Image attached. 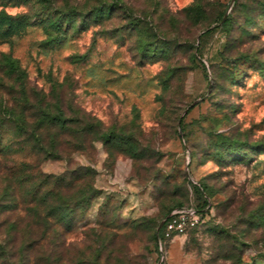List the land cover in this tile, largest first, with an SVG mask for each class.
Returning <instances> with one entry per match:
<instances>
[{
  "label": "rangeland",
  "instance_id": "374dc122",
  "mask_svg": "<svg viewBox=\"0 0 264 264\" xmlns=\"http://www.w3.org/2000/svg\"><path fill=\"white\" fill-rule=\"evenodd\" d=\"M0 264H264V0H0Z\"/></svg>",
  "mask_w": 264,
  "mask_h": 264
},
{
  "label": "built area",
  "instance_id": "2783aa9c",
  "mask_svg": "<svg viewBox=\"0 0 264 264\" xmlns=\"http://www.w3.org/2000/svg\"><path fill=\"white\" fill-rule=\"evenodd\" d=\"M164 218L162 227L163 236L166 239L186 235L191 229L201 225L205 220L204 213L193 206L176 207Z\"/></svg>",
  "mask_w": 264,
  "mask_h": 264
},
{
  "label": "trees",
  "instance_id": "16d2710c",
  "mask_svg": "<svg viewBox=\"0 0 264 264\" xmlns=\"http://www.w3.org/2000/svg\"><path fill=\"white\" fill-rule=\"evenodd\" d=\"M114 5H116V4L113 3V4L107 5L105 7V9L108 11V13H110L112 11V7ZM101 8L102 7H96V8H94L92 10L90 16H92L93 15L92 13H94L95 11L98 12ZM68 15H70V14L69 13H66L65 11H59L57 13L56 20H54L53 21V24H52V27H53V29L55 30L56 33H59V32L62 31V23L64 21L63 19L66 18V17H68ZM224 16H225V13H223V15L219 18V21H223V20L227 19V18L224 19ZM70 18H71V21L73 22L74 21V16H70ZM95 18H97V16H95ZM228 21H229V19H227L225 22L227 23ZM5 64L8 65V66H10V67H12V69L15 67V61H14V59L11 56L5 57ZM59 119H60L59 122L61 121V123H62L61 126H67V121L64 118L60 117ZM93 126H94V124L89 123V126L88 127H93ZM34 137H36L37 144L40 145L42 139L39 136H34ZM50 153L52 155H57V152H55L54 150H52ZM202 189H204L203 186H198L197 187V190L199 192H202L203 193V190ZM180 206H193V207L197 208L198 210H200V211H202L204 213L205 219L208 217V215L210 213V203H209V200L207 199L206 196H203L202 202H199V203H197L195 205H177V206H174L173 208H171L165 214V216H167V214H169V212H171V210H173L176 207H180ZM155 238L157 240V245L158 246L160 245V241H161V245H162V244L166 243L169 240V239L164 238V236H163V227H161L159 231H156L155 232Z\"/></svg>",
  "mask_w": 264,
  "mask_h": 264
},
{
  "label": "water",
  "instance_id": "95a60500",
  "mask_svg": "<svg viewBox=\"0 0 264 264\" xmlns=\"http://www.w3.org/2000/svg\"><path fill=\"white\" fill-rule=\"evenodd\" d=\"M225 15H226V14H225ZM225 17H226V16H224V19H225ZM164 220H165V218H163V220L160 222L157 231H159L160 228L163 226Z\"/></svg>",
  "mask_w": 264,
  "mask_h": 264
}]
</instances>
